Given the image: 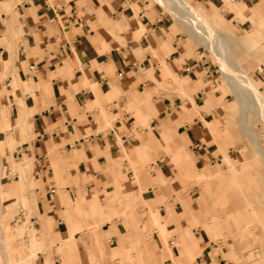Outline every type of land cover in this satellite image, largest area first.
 I'll list each match as a JSON object with an SVG mask.
<instances>
[{"label": "crops", "instance_id": "crops-1", "mask_svg": "<svg viewBox=\"0 0 264 264\" xmlns=\"http://www.w3.org/2000/svg\"><path fill=\"white\" fill-rule=\"evenodd\" d=\"M188 1L226 35L232 55L239 44L225 32L246 20L237 17L264 20V0ZM174 14L157 0H0V239L7 220L18 229L0 242L2 264L25 254L34 264H116L110 255L154 252L161 258L153 263L168 255L166 264H221L210 240L192 230L183 242L176 236L177 253L160 237L144 241L140 229L152 224L162 233L172 223L165 210L164 219L152 213L139 222L132 210L123 215L135 198L163 204L164 188H154L149 178L179 189L174 161L196 167L217 155L212 153L224 139L211 133L220 124L216 112L234 102L264 173V143L247 109L243 114L216 56ZM253 29L251 23L244 27L248 35ZM255 30L248 52L259 48L257 56L264 28ZM216 74L222 82L213 85L209 80ZM248 76L264 96L257 76ZM215 87L232 92L235 101L223 102ZM242 154L232 164L243 165ZM254 158L251 163L259 160ZM148 163L153 168L144 171ZM232 164L201 173L227 181ZM260 187L254 196L264 206V178ZM231 215L238 231L249 225L257 233L264 225L262 215L256 222L246 212ZM224 220L213 215L194 222L219 237Z\"/></svg>", "mask_w": 264, "mask_h": 264}, {"label": "rangeland", "instance_id": "rangeland-1", "mask_svg": "<svg viewBox=\"0 0 264 264\" xmlns=\"http://www.w3.org/2000/svg\"><path fill=\"white\" fill-rule=\"evenodd\" d=\"M174 15L176 16V14ZM237 18L242 21L246 20L241 26L236 23L231 24L234 29L232 33L225 32L229 41L239 44V46L233 47L234 49L236 48L233 52H237H232L233 56L236 57L237 61L239 60L238 62L242 63L248 75L251 77H253V75L257 76L255 78H258L259 85H261L260 88L264 91V77H262V75H264V68L259 69L261 62H264V48L262 49L263 52L262 50L261 52L259 51V55L257 56L256 52H258L259 48H256L252 52H248L250 43L254 41V34L257 33L255 29L261 26L264 28V20L255 22L249 17L239 16ZM207 22L210 24L208 19ZM182 23L185 25L184 22ZM250 23L251 27L254 28L252 31L255 32H251L250 35H248V32L244 31V27H248ZM239 34L244 35L241 36ZM259 41V46H264V31L263 35L259 37ZM205 53L207 54V60L210 67L214 69V73L218 74V66L212 59V55L207 52V50ZM213 55L215 54L213 53ZM217 74L213 76L214 80H209L213 85L222 82ZM214 89L217 90L218 93L223 92L221 87H215ZM223 94L224 95H222L221 98L223 102L228 103V101L232 99L233 102L235 101V96L232 92L226 91L225 93L223 92ZM216 115L220 120V124H217V129L212 130L211 133L219 134L218 139H224V144L219 141L220 144H217V149L212 153L217 155L211 160L209 159L207 162L203 163V165H201L202 163H199V166L197 165L196 167L185 163L184 160L177 163L174 161V166L177 170L176 178L178 179L179 174L181 175L179 178V184H177L179 189L173 190L165 184L157 183L149 178L148 182L151 186L154 188L162 186L164 188L162 190V193L165 194V199L162 201L163 204L154 207L153 204L146 203L145 200L135 198L132 208L125 209L123 215L129 217V213L132 210V213L134 214L133 218L139 222V220L147 219L152 213L163 218L162 211L165 210V214H167L166 216H170L173 224L167 223L168 228L163 227V230L161 231L162 233L159 232L160 230L158 227H153L152 224L139 231L144 238V241L150 242L153 239L155 240L160 237L164 245L169 246L174 253H177L178 251L176 236L182 241L186 235H192L190 232L192 230L196 236L203 235L205 239L210 240L209 243L212 244L211 249L214 251L215 256L219 259L221 264H264V225L259 223V229L256 227V230H259L257 233L252 232V230L249 229V225H246V228L243 230L238 231L235 217L231 215L234 211L241 213L246 212L250 222H256L260 215L264 216V212L261 213L264 209L262 201L257 200L254 196L255 192L262 191V187L260 186L262 185L264 178L263 168L261 167L259 156L255 153L253 141L244 134L239 126V110L237 109L235 102L233 108H229L227 111H218L216 112ZM246 116H249L251 119V127L257 133L259 140L264 143V121L257 117L258 114L253 112L250 108L246 110ZM220 133L222 135H220ZM162 140L166 141L164 137H162ZM186 149L191 151L188 146H186ZM242 151H244V158L246 159L243 165L232 164L234 162L233 157H236L237 159L243 158ZM254 156H257L256 159L259 160L251 163L252 158L255 159ZM231 164L234 166L232 167L233 175H231L227 181L218 180L217 178L210 180L201 173V170L205 168L224 170ZM152 168L153 167L148 163L147 169L144 168V171H148ZM137 176L138 175L135 172L134 177L137 178ZM218 193L221 195L220 198H217ZM125 195V193L122 194V196ZM176 199L181 201L182 207L178 202H175ZM250 201L251 203L249 204ZM172 203L176 209L173 207ZM213 215L225 218V227L222 228L219 237L215 236L208 228L206 229L205 227H202L199 222H197V224L194 222L196 217L199 219H210ZM9 222L10 221L7 220V222L1 224L2 239H0V242L2 243H6V241H8L7 239L11 238L10 236L18 232V229L16 228L17 224L10 226ZM198 238L201 240L199 236ZM21 240H23V238H21ZM17 241V238L12 240L15 245H17ZM9 244L10 243L7 244L8 248L10 247ZM201 244L202 245L199 248H196V250L194 249L198 254L203 247V241ZM180 247L183 248L182 244ZM192 250L185 251L186 256L189 253L193 254ZM160 255V252H154L142 256L113 254L110 255L108 260H117L116 264H166L168 255H164L161 262H152L153 258L154 260L158 257L161 258ZM142 258L149 260V262L145 263ZM215 261L216 259L214 258L213 262ZM2 262L3 260L0 258V263L2 264ZM104 262L106 264H113V262L107 263L106 260H104ZM187 263L189 262H185V264ZM190 263L192 264V262ZM7 264H34V260L30 255L25 254V258H20L17 261L13 260Z\"/></svg>", "mask_w": 264, "mask_h": 264}, {"label": "bare ground", "instance_id": "bare-ground-1", "mask_svg": "<svg viewBox=\"0 0 264 264\" xmlns=\"http://www.w3.org/2000/svg\"><path fill=\"white\" fill-rule=\"evenodd\" d=\"M158 1L165 7L172 9L179 20L184 22L185 26H189L191 35L215 54L224 78L237 95V99L243 108V114L246 109L250 108L264 120V96L258 86L250 79L242 63L238 62L239 60L237 61L236 57L227 51L226 36L220 32H215L207 22L206 17L199 13L188 0ZM244 127L248 132V128Z\"/></svg>", "mask_w": 264, "mask_h": 264}]
</instances>
